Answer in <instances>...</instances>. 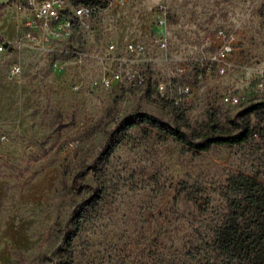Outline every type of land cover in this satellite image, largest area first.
<instances>
[{
	"label": "rangeland",
	"instance_id": "374dc122",
	"mask_svg": "<svg viewBox=\"0 0 264 264\" xmlns=\"http://www.w3.org/2000/svg\"><path fill=\"white\" fill-rule=\"evenodd\" d=\"M101 1L69 38L38 47L21 38L14 0H0V264H194L227 176L264 181V110L247 111L264 102V0ZM161 3L164 50L153 41ZM219 29L234 38L223 73L208 60ZM129 42L144 82L102 85ZM180 85L190 93L176 104ZM228 91L237 104L222 101ZM150 118L195 141L246 122L252 133L196 150Z\"/></svg>",
	"mask_w": 264,
	"mask_h": 264
},
{
	"label": "trees",
	"instance_id": "16d2710c",
	"mask_svg": "<svg viewBox=\"0 0 264 264\" xmlns=\"http://www.w3.org/2000/svg\"><path fill=\"white\" fill-rule=\"evenodd\" d=\"M84 5H99L101 0H82ZM264 110V102H255L247 106V111ZM152 119V120H151ZM158 132L163 133L196 150H206L212 145L234 146L247 141L252 133L246 122L238 130L229 134L201 135L200 140H193L189 133L179 125H170L158 118H150ZM79 173L73 178L78 184ZM84 187L83 184H78ZM181 195L177 191L174 200ZM219 195L222 207L215 220L210 222L202 245L205 254L194 264H264V181L257 176L244 172H234L227 176ZM187 202L203 210L192 192H185ZM208 252L211 255H208ZM70 262L61 263L69 264Z\"/></svg>",
	"mask_w": 264,
	"mask_h": 264
},
{
	"label": "built area",
	"instance_id": "2783aa9c",
	"mask_svg": "<svg viewBox=\"0 0 264 264\" xmlns=\"http://www.w3.org/2000/svg\"><path fill=\"white\" fill-rule=\"evenodd\" d=\"M17 15L18 31L21 38L33 46L45 47L50 39L69 38L76 21L84 20L91 16L92 7L89 5L65 6L64 0H14L13 2ZM154 11L157 13L154 31L157 37L153 39L159 49L164 50L168 46L167 36V6L158 4ZM216 37L219 39L215 51L208 56L210 64H217L218 71L223 73L232 68L233 62L230 59L234 52L233 35H226L222 29L217 30ZM6 45L0 43V50ZM113 47V44H110ZM141 45L129 42L127 52L118 58V67L109 73L104 74L100 83L104 86L119 84L121 82H132L141 84L144 77L141 73L133 69L134 59L130 54L139 51ZM210 68V67H209ZM164 89L165 85L159 84ZM257 89L264 92V74L257 81ZM190 93L188 85H180L177 96L172 98L174 103H178L182 97ZM223 102L234 105L239 101V97L233 92H226L221 96Z\"/></svg>",
	"mask_w": 264,
	"mask_h": 264
}]
</instances>
